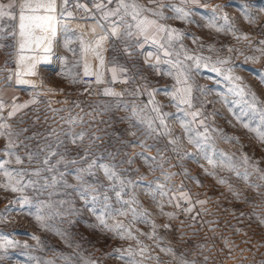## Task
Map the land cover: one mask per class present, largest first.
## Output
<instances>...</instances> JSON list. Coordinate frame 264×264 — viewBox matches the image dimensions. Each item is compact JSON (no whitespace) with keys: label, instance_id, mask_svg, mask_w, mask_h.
I'll use <instances>...</instances> for the list:
<instances>
[{"label":"rangeland","instance_id":"rangeland-1","mask_svg":"<svg viewBox=\"0 0 264 264\" xmlns=\"http://www.w3.org/2000/svg\"><path fill=\"white\" fill-rule=\"evenodd\" d=\"M5 1L9 2H0ZM64 3L62 8L70 12ZM173 4L190 9L192 15L177 19L176 13L163 7L159 11L165 19L156 16L183 34L171 47L164 41L171 64L160 56L159 64L155 56L146 55V60L122 40L111 45L110 61L104 60L101 68L97 52L105 57L104 45L96 48L99 38L85 48L81 61L76 44L71 47L76 57L63 52L60 56L67 47H61L58 21L55 37L47 33L50 52L44 51L47 40L39 48L33 44L20 52L18 11L15 20L0 19V123L14 133L12 148L7 147L9 138L0 136V163L9 161L5 167L14 177L23 171L25 184L35 182L22 193L12 192L3 187L8 178L0 170V264H127L129 248L137 264H264V180L260 178L264 144L243 127L253 119L251 115L236 119L241 114L236 103L240 98L230 91L234 83L250 86L258 98L257 107L264 108L260 78L264 73V0H199L197 5L175 0ZM213 9L216 27H209ZM225 14L227 24L222 19ZM72 16L77 21L87 18ZM20 55L26 59L18 66ZM32 57L39 62L35 74H28ZM177 61L187 75L186 85L176 83L178 69L173 65ZM108 63L116 68L115 80L112 71L105 70ZM85 65L95 79L92 83L82 79ZM97 72L102 73L101 83L96 81ZM229 75L242 79L229 81L225 79ZM180 87L191 88V107L166 94ZM105 89L120 95H105ZM149 92L154 95L150 97ZM24 104L15 115H8L14 105ZM153 107H159L161 115L168 114L165 125H160ZM192 112L199 115H185ZM181 120L193 131L186 132ZM148 121L156 128L151 134ZM258 121L257 115L253 126ZM205 128L209 138L204 149L214 164L205 159V151L189 143L190 135L204 133ZM231 137L238 142L227 139ZM8 152L19 155L23 163L17 164L15 155ZM49 152L57 153L50 157L52 171L42 163ZM29 153L34 154L31 161ZM245 155L247 165L242 162ZM61 157L63 162L57 164ZM226 157L232 158L234 168L227 166ZM93 161L95 166L88 170ZM100 165H107L115 176L109 179ZM38 169L40 175H32ZM54 176V187H42L45 181L51 184ZM21 196L31 204L14 202ZM41 202L51 205L42 209L45 227L35 219V206ZM105 206L112 212L105 217L107 223L123 224L131 237L125 233L122 239L100 225L97 216ZM141 247L147 249L143 254ZM169 248L171 252L162 250Z\"/></svg>","mask_w":264,"mask_h":264},{"label":"snow or ice","instance_id":"snow-or-ice-1","mask_svg":"<svg viewBox=\"0 0 264 264\" xmlns=\"http://www.w3.org/2000/svg\"><path fill=\"white\" fill-rule=\"evenodd\" d=\"M65 4H67V0H64ZM182 4L191 3L193 5H197L199 3V0H181ZM113 0H107V4H112ZM116 7L112 9H107V5L104 3H95V8L98 11L102 12V17L104 20H109L110 17H116L117 20H112V28L110 35L113 37H120L123 35L126 38H137L143 37L145 41L152 40L154 43L160 44V49L164 51L165 56L171 55L170 52L167 51L165 48L164 43H160L161 40H164L168 47H171L173 41L179 40L182 37V33H180L177 29L174 28H168L163 24H160L155 19H150L148 16L144 15L147 10L143 5L136 2V0H115ZM78 7H84L83 5H78ZM160 7H169L171 11L176 13L177 19H187L190 15H192V11L186 10L184 7H179L174 4H168L165 5L163 3L160 4ZM87 10V9H86ZM17 11H18V19H19V51L23 52L26 48H30L31 45L35 44L37 48L40 47L41 44H43L47 40V46L44 48L45 52L51 51V40L48 39L47 33H51V36L54 38L56 35V27L55 24L57 22V18L54 15L56 12V0H19V3H17V0H9L8 3H0V19H3L7 17L8 19L15 20L17 18ZM212 18L209 22V27H216V9L212 10ZM68 16H71L72 13H67ZM153 16H157L160 19H165L163 11H154L152 13ZM130 18V19H129ZM222 19L227 24L228 23V17L225 14ZM99 23V22H97ZM103 27V25H101ZM121 28L124 29L123 33H121ZM219 31L220 29L217 28ZM95 31V29H93ZM39 33V34H37ZM13 37H16V32L12 33ZM109 38V35L101 36L96 41V48H101L102 44L105 40ZM247 39V37H244ZM83 43V42H82ZM262 44H264V41H261ZM140 46V45H138ZM95 51V49H94ZM127 51V49H125ZM264 51V50H261ZM152 54L149 53V56ZM97 56H99L100 60V67L102 68L104 66V58L100 55L99 52H97ZM26 57L23 55H20L17 64L18 66L23 64L25 62ZM34 62L28 66L26 69L28 74H35L34 69L36 67V63L39 61H36L35 57L31 58ZM47 59V57H45ZM187 59H193V57H187ZM165 63H172L171 61H164ZM160 63V58L157 57V64ZM220 63H227V61H220ZM196 66L199 67V58H196ZM207 66V65H205ZM155 67V66H154ZM173 67H176L178 69L177 74L175 76L176 83L177 84H187V75L186 73L180 68V62L177 61L176 64L173 65ZM213 71H219L215 67L212 69ZM113 73V80L116 79V68L113 67L111 69ZM121 71H127L126 69H121ZM157 71L159 69L157 68ZM232 70L229 69V72ZM169 75L172 73L169 72ZM21 73L18 71L17 76H20ZM84 75L89 76L92 75V73L89 71L88 65H85V71ZM261 83H264V73L260 74ZM225 79L229 81H239L242 78L239 76L233 77V76H226ZM96 81L97 83L102 82V73L97 72L96 73ZM126 82V81H125ZM18 83H26V81L18 80ZM247 89V90H246ZM230 91L234 92L236 96L240 98V101L236 102L238 106L241 109V114L236 117L237 120H242L244 116L251 115L253 117L252 120H249L248 122L243 123V127L248 129L250 132L255 133L256 138L260 141L261 144H264V108H258L257 105L259 103L258 98L256 96V93L253 92L250 88V86L241 87L239 84H233V87L230 89ZM105 95H120L119 93L113 92L111 89H105L104 90ZM169 95L173 100L179 99V103L188 104L189 107H191V88L190 87H180L175 88L173 92L166 93ZM154 95L153 92H149V96L152 97ZM246 97H250V99H247ZM34 102V101H33ZM149 103L155 104L154 99H150ZM27 105H14L12 108V111L8 113L9 116L15 115V113L20 109L24 108ZM0 108H2V104H0ZM152 111H154L157 114V117L159 118L160 125H165L164 116L168 114L161 115L160 114V108L159 107H153ZM133 112H135V109H133ZM185 115H191L193 118L199 115V112H192V113H185ZM259 116L258 123L253 126V121L256 116ZM70 123H74V121H69ZM143 122V121H141ZM201 125H203V121H200ZM181 126L185 129L186 132H192L193 130L188 127V124L181 120ZM147 129L149 131V134L151 132L156 131V128L153 126L152 121L147 122ZM7 130V131H5ZM7 136L9 138V142L7 147L12 148L14 147V142L12 141V136L14 133L11 131L10 126L5 123H0V136ZM79 138H83V134H79ZM207 136V128H205L204 133L196 132L195 136H189V143H194L197 147L201 148L202 151H205V159L208 160L210 164H214L215 161L211 156H208L206 153V150L204 149V142L208 140ZM227 139H237L234 137L227 138ZM177 140H172L171 143L175 144ZM238 142V139H237ZM215 152V150H213ZM6 155L13 156L15 153L8 152ZM56 152H49L43 159L42 163L44 165H49L48 171H52L54 166L50 165V157L56 156ZM221 157H224V153H220ZM28 159L31 161L34 159V154L29 153ZM227 160V166L229 168H234L235 166L231 163L232 158L226 157ZM15 162L17 164H22L23 160L19 155H15ZM63 158L61 157L60 160L57 161V164L62 163ZM75 163V161H72ZM222 163L224 160L221 161ZM243 164L247 165L249 163V157L247 155L243 156ZM9 163V161L5 160L2 163H0V170H3V175L8 178V183L4 184L3 187L10 188L12 192H23L24 189L30 185H33L34 181H28L27 184L23 182V177L25 173L23 171L15 173V177H19V179H16L13 176V173L10 172L5 166ZM95 166V161L88 164V170H90L92 167ZM101 168H103L105 175L108 176L109 179H112L115 176V173L112 172L107 165H100ZM253 168L256 171H259L258 168H255V165H253ZM85 169H82L81 171H84ZM32 175L39 176L40 170H36L32 173ZM237 175L239 176L240 173L237 172ZM248 172L245 171L243 174V178L245 180L248 179ZM262 180H264V174L260 177ZM78 180H82L81 176H77ZM14 181V182H13ZM221 183H224L223 180L220 181ZM57 184L56 177H52L51 184H49L47 181H45L44 185L42 187H54ZM163 195V193H161ZM84 195V193H82ZM117 196H119V193H117ZM93 200H95V197H93ZM21 206L29 205L31 204V201L24 196H21L18 201ZM127 203V202H125ZM199 203L203 204L205 201H199ZM47 206L51 208V205H44L43 202L38 203L36 207V213H35V219L37 222L40 223L41 227H45L44 220L45 217L42 214V209ZM179 207V205H177ZM191 209H185V211H190ZM95 211V209H93ZM119 211V210H114ZM133 211V219H136V213L135 210ZM120 215H126L125 212L119 211ZM112 212L107 210V206H105V211L101 212L100 215L97 216V220L99 221L100 225L103 226V228L107 229L110 232L116 233L120 235V237L123 239L125 233L129 237H131V232L125 228V226L121 223H117L114 226H110L107 223V220L105 219L106 216H111ZM166 215L172 216L171 213H167ZM264 223V221H261ZM153 229H155V224L152 225ZM164 227H168V225H165ZM153 236H155V232L153 231L152 235L149 236L151 239ZM33 239H37L38 237H33ZM9 244L13 242H8ZM139 244L140 242L137 241ZM0 247H3V245H0ZM163 251L171 252L172 250L169 249H162ZM118 253H120L121 257H123L124 253L121 252V250H116ZM127 255L129 257V260L127 264H137V262L131 257L133 256V251L131 248L127 249ZM147 249L145 247L140 248L141 254L146 252ZM47 264H52L51 261L47 262ZM186 264V262H185Z\"/></svg>","mask_w":264,"mask_h":264},{"label":"crops","instance_id":"crops-1","mask_svg":"<svg viewBox=\"0 0 264 264\" xmlns=\"http://www.w3.org/2000/svg\"><path fill=\"white\" fill-rule=\"evenodd\" d=\"M4 1V0H0ZM175 0H136L137 3L143 5L147 10L144 13V15L148 16L150 19L157 20L160 24H163L167 27V23L159 20L156 16H153L152 13L154 11H159L162 8L160 7V4L163 3L165 5L173 4ZM178 1V0H176ZM181 1V0H180ZM1 3V2H0ZM8 3L5 1V4ZM93 7L92 10L89 12L88 17L84 21H77L74 19V17L68 16L67 11H65L62 8V0H56V12L54 15L57 18L58 21V27L61 30L60 34V42L61 47H67L62 48L60 51V56L62 52L64 54H67L71 57H76V54L72 52V44H76L79 47V60H82L83 52L85 48L90 49L92 44H94L95 39L100 38L104 35H109V38L103 42V55L105 57V61L109 62L110 60V54L111 45H119V42L124 40L128 45L135 48L137 55H141L142 58H145L146 60L149 58H146V55H149L151 53V56L161 57L163 61H168V56L164 55V51L160 49L159 43H154L152 40L145 41L143 37H139V39L133 37L131 39L124 37L121 35L120 37H113L110 35L111 28H112V20H117L116 17H110L109 20H104L102 17V12L98 11L95 8V3H104L107 5V9H112L116 7L115 0H113L112 4H107V0H92ZM130 19V18H129ZM99 22V23H97ZM74 23L76 25H74ZM103 25V27H101ZM78 27V28H77ZM95 29V31H93ZM124 29L121 28V33H123ZM83 42V43H82ZM160 43H164V40H161ZM140 45V46H138ZM166 48V47H165ZM66 49V50H65ZM71 58V60L73 59ZM170 60L172 58L170 57ZM106 62V63H107ZM113 67L110 66L108 63L105 66L106 71H110Z\"/></svg>","mask_w":264,"mask_h":264},{"label":"built area","instance_id":"built-area-1","mask_svg":"<svg viewBox=\"0 0 264 264\" xmlns=\"http://www.w3.org/2000/svg\"><path fill=\"white\" fill-rule=\"evenodd\" d=\"M65 8L69 10L74 16L85 19L88 17L90 10L92 9L93 3L92 0H67V4H65ZM78 5H83L84 7H78ZM87 9V10H86ZM84 82H94V77L84 76L82 78Z\"/></svg>","mask_w":264,"mask_h":264}]
</instances>
